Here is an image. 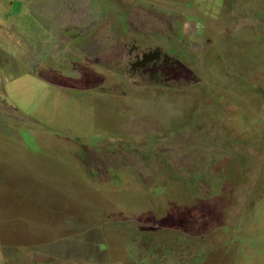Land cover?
Segmentation results:
<instances>
[{"label": "rangeland", "instance_id": "obj_1", "mask_svg": "<svg viewBox=\"0 0 264 264\" xmlns=\"http://www.w3.org/2000/svg\"><path fill=\"white\" fill-rule=\"evenodd\" d=\"M263 17L264 0H0L2 262L151 264L142 233L165 226L183 237L166 264L207 243L264 264Z\"/></svg>", "mask_w": 264, "mask_h": 264}, {"label": "trees", "instance_id": "obj_2", "mask_svg": "<svg viewBox=\"0 0 264 264\" xmlns=\"http://www.w3.org/2000/svg\"><path fill=\"white\" fill-rule=\"evenodd\" d=\"M192 16H194V15H192ZM263 19H264V17H263ZM161 58H162V56L159 54V52H157V51L154 52L153 50L148 51V52L144 53V55L141 59H138L133 63V67L138 66V68H143V67H146L147 64H150L153 61L157 62ZM84 153H85L84 149H82V152L79 151V154L82 156L83 159L86 158V155H84ZM166 164H168V163H166ZM111 169L114 173H113V175H111L110 178L112 179V181L115 185H118L119 174L117 172H115L116 170L114 168H111ZM93 174H95V173H93ZM173 176L179 177V175H177V174H173ZM222 176H224V175H222ZM214 179H215L214 183L211 184V183H208L206 181L205 184H208L210 186L212 185L211 188L219 187L220 186L219 181L216 179V177H214ZM198 181H200V178H198V176H196V177L194 176V179H192V185L195 187L196 182H198ZM190 188H192V187H190ZM160 189H162V187L158 188V190H160ZM235 226L239 230V225L235 224ZM175 231L176 230H174V229H170V228L167 229L165 226H161V227L154 228L153 232H150V233L143 232L142 233V241L144 243H146V245H147L146 251H148L150 254L151 253L154 254L157 257V261H153L150 258H148L147 254H142L143 257L141 258V260L145 261V263L147 260H149L151 262V264H166L165 261H163L162 256H171V255H174V253H175V251L172 250L170 247L171 240L173 238H177L178 242L183 241V237H181V236L173 237V234L179 235V233H176ZM222 231L224 234H228V232H226V229L224 227H223ZM225 238L226 237L222 236L219 239L223 243V245L226 243L224 241ZM207 245H208V243L204 246V250L199 251L197 254H194L189 260H187L183 264H208V263L222 264L219 261V256L217 254L219 248H217L215 246V247H212L208 250ZM227 259L231 260L229 258H227ZM139 263H140V260L138 261V264Z\"/></svg>", "mask_w": 264, "mask_h": 264}, {"label": "crops", "instance_id": "obj_3", "mask_svg": "<svg viewBox=\"0 0 264 264\" xmlns=\"http://www.w3.org/2000/svg\"><path fill=\"white\" fill-rule=\"evenodd\" d=\"M0 263H1V264H4V263L2 262V260H1V257H0Z\"/></svg>", "mask_w": 264, "mask_h": 264}]
</instances>
